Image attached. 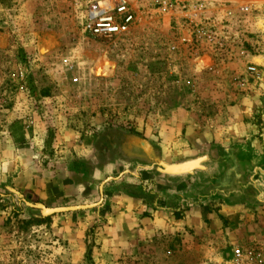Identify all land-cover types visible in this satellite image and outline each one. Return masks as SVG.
Instances as JSON below:
<instances>
[{"label":"rangeland","instance_id":"obj_1","mask_svg":"<svg viewBox=\"0 0 264 264\" xmlns=\"http://www.w3.org/2000/svg\"><path fill=\"white\" fill-rule=\"evenodd\" d=\"M94 1L0 0V264H264V214L223 220L229 233L131 236L99 215L100 191L45 201L16 181L78 175L87 188L105 167L99 136L142 142L264 106V0H111L133 24L110 39L83 30ZM235 155L199 149L192 189L264 209V186Z\"/></svg>","mask_w":264,"mask_h":264},{"label":"crops","instance_id":"obj_2","mask_svg":"<svg viewBox=\"0 0 264 264\" xmlns=\"http://www.w3.org/2000/svg\"><path fill=\"white\" fill-rule=\"evenodd\" d=\"M250 111H230L222 126L208 128L178 121L156 135L147 131L142 142L113 133L105 143L99 136L93 149L95 154L100 153L99 165L105 167L93 173L87 188L78 175L58 184L50 183L49 187L27 172L16 181L26 183L27 192L45 201L73 197L88 188L100 191L103 204L98 208L99 215L108 216L117 228L125 226L126 235L153 236L158 231L181 227L196 234L229 233L233 227L223 226V220L260 217L264 209L235 204L228 197L223 198L222 204L206 200L192 189L193 168L199 149L235 150L236 159L248 166L250 183L258 188L264 186V106L260 105L254 113ZM25 162L29 160L22 159L20 164ZM177 213L180 218L175 216Z\"/></svg>","mask_w":264,"mask_h":264},{"label":"built area","instance_id":"obj_3","mask_svg":"<svg viewBox=\"0 0 264 264\" xmlns=\"http://www.w3.org/2000/svg\"><path fill=\"white\" fill-rule=\"evenodd\" d=\"M111 0L92 2L83 16V30L92 37L110 39L124 35L133 24V17ZM251 72L254 69L250 70ZM240 254L238 257L240 258Z\"/></svg>","mask_w":264,"mask_h":264}]
</instances>
